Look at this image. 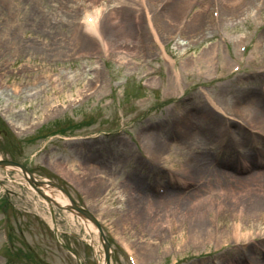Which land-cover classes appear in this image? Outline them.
I'll list each match as a JSON object with an SVG mask.
<instances>
[{
  "label": "rangeland",
  "instance_id": "rangeland-1",
  "mask_svg": "<svg viewBox=\"0 0 264 264\" xmlns=\"http://www.w3.org/2000/svg\"><path fill=\"white\" fill-rule=\"evenodd\" d=\"M167 3L169 6L162 11L164 14L172 11L174 5L182 6L173 17L170 29L159 34L160 46L169 54L173 65L161 58L160 46L155 43L146 23L139 21L142 18L139 11H136L139 20L135 21H139L136 24L145 33L144 40L137 36L132 42L120 25L112 26L111 13L116 12V0H0V118L8 120L19 138L12 139L8 133L3 136L0 122V158L24 162L36 176L62 185L74 201L80 202L83 197L115 239L132 243L137 264H245L241 259L244 251L252 263L263 261L264 199L260 196L261 189L225 184L215 172L235 177L234 172L219 168L215 159L229 158L235 161L232 167L240 170L243 165L237 159L249 158V164L257 160V156H247L251 145L249 135L243 129L246 134L242 151L235 150L239 147L232 146L230 140L222 137L218 142L219 150L215 148L217 142L202 138L169 141L170 148L166 152L151 150L156 158L169 155L168 161L162 162L171 168L191 163V158L200 155L210 157L215 162L211 164L213 176L201 173L181 177L193 183L194 180L204 182H196L188 193L180 194L185 203L178 208L166 204L169 195L156 200L158 206L154 209L147 208V199L143 198L142 194L149 193L151 184L162 182V179L158 172L153 175L147 171L157 168L148 167L137 155L131 142L135 137L148 153L152 146L149 137L167 136L169 139L173 121L179 120L178 113H186L191 130L204 127V121L210 123L211 118L203 117L202 111L193 110L197 113L191 114L187 108L189 100L192 105L194 102L201 104L197 98L205 104L202 91L219 102L249 100V95L257 100L259 86L264 81L260 77L242 80L228 77L220 83L213 81L206 85L201 79L199 83L203 87L195 93L185 94L181 100L158 104L159 98H156L139 102L138 97L144 92L140 87L145 80L142 76L154 64L151 62L153 57L157 55L163 64L167 87L176 84L174 73L179 82L196 69L201 70L202 75H208L214 55L223 48V41L231 37L238 39L254 18V10L246 15V6L233 0H225L222 17L214 24L208 17L209 0H169ZM95 5L100 8L101 16L104 15L100 26L104 23V29L112 26L115 31L109 39L105 30L99 32L102 41L97 35L89 37V33L80 31L82 10L90 11ZM203 10L205 22L200 19ZM259 13L264 14V7ZM227 14L229 19H225ZM183 18L187 25L188 20L197 21V26L186 33L187 28H183L177 48H173L172 36ZM261 28L258 40L262 39L259 34L264 27ZM183 50L188 53L181 55ZM249 52H252L253 60L264 62V47L260 42ZM202 53L206 54V60H203L205 56L199 55ZM225 61L226 58H221V62ZM171 68L176 72H171ZM93 87L96 89L87 96L86 92ZM76 98L81 101L70 108L68 102ZM41 123L48 129L35 130ZM219 123L220 120L215 127L218 128ZM56 126L66 129V134L42 137ZM8 144L13 148H8ZM203 147L207 151H201ZM223 148H226L225 154L220 150ZM86 159L92 161L86 162ZM90 164L99 165L89 167ZM55 172L72 185L63 184L53 175ZM72 172L78 173L73 175ZM136 172H146L148 177L140 179ZM218 188L223 190L221 198L199 202L200 196ZM1 198L7 201L8 229L14 249L31 253L28 262L96 264L94 249L84 239L88 234L76 213L56 209L55 224L62 245L54 237L44 200L25 183L18 170L0 168ZM203 210L208 211L207 224L198 234L194 228L195 218ZM238 210H241L239 214ZM163 211L170 212L172 221L169 227L164 225L165 229L158 230L156 226L162 222ZM2 215L0 211V218ZM237 220L244 226L239 232L245 231V235L234 240L230 232L232 223ZM111 249L112 264H129L122 251L113 245ZM252 249L256 253H252ZM18 257L21 258V254L18 253ZM18 257L11 258L6 250L5 229L0 221V264H31ZM225 259L228 261L224 262Z\"/></svg>",
  "mask_w": 264,
  "mask_h": 264
},
{
  "label": "bare ground",
  "instance_id": "bare-ground-1",
  "mask_svg": "<svg viewBox=\"0 0 264 264\" xmlns=\"http://www.w3.org/2000/svg\"><path fill=\"white\" fill-rule=\"evenodd\" d=\"M135 0H116L117 5L114 7L115 11L114 13H111L113 16V20H112V26L115 25H120L121 26V30L122 32L129 36V38L132 39V42L136 41L137 36L140 37H144L145 33L144 31L140 28L139 25L136 24V22L139 23V16L137 15L136 11L138 10L137 5L133 2ZM221 2V8L222 6H225V0H219ZM237 0H233V2H236ZM244 4L246 6L245 8V14H247V12L249 10H251V8H255L256 11H258V9L261 8L262 6V2L260 0H243ZM229 4V3H228ZM97 6V5H95ZM175 8L170 11L168 14H164V13H160V15L158 16L157 19H155L154 16V23L158 26V28L160 29L161 35L165 34L166 30L170 29V26L172 25V21H173V17L175 16V14H177L178 12H180L182 6L181 4H177L174 5ZM173 6V7H174ZM106 12H108L107 8H104ZM248 10V11H247ZM111 11V9H110ZM119 12V13H117ZM65 15V14H64ZM205 14H204V10H203V14H201V21L205 22ZM103 17H101V19L98 21H95V23L98 25V31H97V35L98 33H103L105 30V34L108 36V39L111 38V36L113 35V33L115 31L112 30V26H110L109 29L108 27H104V23L102 24V26H100V22L102 20ZM130 18V19H129ZM135 20H139V21H135ZM188 25L187 23L185 24L184 28H187L185 33L188 30H195L196 26H197V21L194 22V20H188ZM96 24H91L87 30H85L86 32H89V37H92V34L95 35V25ZM149 25V24H148ZM150 27V25H149ZM151 28V27H150ZM109 29V31H108ZM103 30V32H102ZM151 30L153 31V29L151 28ZM85 32V33H86ZM109 34V35H108ZM117 34V33H116ZM201 56H205L203 60H206V54L202 53L199 54ZM242 97V95L240 96ZM261 97V96H260ZM194 106V105H193ZM225 107H227V109L233 113V115L242 118L244 120L247 121L248 124L255 126L256 128L258 127V130L261 131L262 133H264V99L259 98L255 100L254 98H252V95H249V100H242L241 101H226ZM197 107L200 109H202V107L200 105H197ZM191 108V107H190ZM192 109H190L191 111ZM194 110V109H193ZM197 110V109H196ZM203 110V109H202ZM198 111V110H197ZM204 112V111H203ZM178 119H180L182 122L180 121H176L175 125H179V127L177 129H173L169 132V139L167 138V136L165 138L163 137H154V136H150L149 139L152 143V146L150 148V152H152L151 150H160L161 152H166V149H169L170 147H168L169 141L175 140L177 142H180L182 139H190V138H202V139H207V140H216L217 138H219L222 134L220 131H215L214 128L212 129L213 124L215 123V121L218 120V117L215 115H211L209 117H211L212 120H210V123L208 124L207 122L204 124V127H199L196 128L195 130H191L190 127H188V120L186 121V113H178ZM195 114V112H194ZM209 114V112H208ZM204 116V115H203ZM205 117V116H204ZM254 123H257L258 126L254 125ZM238 133H239V137H238V141L241 144V148L243 150L244 146H245V142H244V136L245 133H243V131L241 129H238ZM260 133V132H259ZM196 141V140H194ZM258 141H259V154H258V164H261L264 162V137H260L258 136ZM153 153V152H152ZM253 158V155H250ZM164 160H168L169 155H167L166 157H163ZM226 162H224L225 164H228V166H234V161L230 160L229 158H225ZM201 160V159H200ZM200 160H196L195 163H193V165L191 166H182L181 168H179L178 170L181 171V173L185 174L188 173L189 175H196L198 176L201 173H206L207 175H211L213 176V172L212 167L208 166L207 164H201ZM242 161V163L244 162L241 159H237V161ZM142 162V161H141ZM102 163V162H101ZM98 166L99 164H90L89 167H93V166ZM144 166V165H142ZM142 166H139L140 168ZM136 169V168H135ZM18 170V169H16ZM215 171V170H214ZM221 180L225 181L228 185H234L235 187L237 186H248V187H254L258 186V189H261L262 193L260 194V196L262 197L261 199H264V170H258V171H254L252 172L250 175L247 176H242V177H234L232 175H225V173L223 172H217L215 171ZM73 175L77 174L78 172H72ZM136 175H139L140 179H145L147 178V174L145 173H139L136 172ZM215 177V176H214ZM180 177H176L175 175L169 173L168 175V179L170 181H179ZM217 178V177H216ZM123 186V184H121ZM58 188H46L45 192L50 195L51 198V202H57L59 204H67L68 203V199L63 196L59 190H57ZM52 191H55L54 193ZM119 194V193H117ZM167 195L165 197L168 196ZM180 194L183 193H171L169 195V197H167V201L166 204L167 205H172L174 208L175 207H180L181 205H183L185 203V199H181L179 197ZM143 198H146V206L147 208L150 209H154L158 206V204H156V197L153 196H146V194H142ZM178 196V197H177ZM160 198V197H159ZM213 199V198H211ZM160 200V199H159ZM262 203L264 204V200H262ZM197 208L195 209L192 217L195 215V213L197 212ZM139 212V211H138ZM241 212V210L237 211V214H239ZM71 216H73L72 214H70ZM141 215V214H139ZM79 220V223L81 224V226H83L84 228V232L88 234V237H84V239L87 242H90L93 245L94 251L95 253H100V251L102 250L101 247V239L99 236V230L97 229V227L95 226L94 223H92L90 220L88 219H82L81 217H77ZM175 217L173 216V219ZM206 218H208V211H201L195 218V224H194V228H196V232H203L205 225L207 224V220ZM162 220L161 223H159L158 226L156 227H160L163 223V219L160 218V221ZM172 220H170L168 223H170ZM174 223V222H173ZM175 224V223H174ZM169 225V224H168ZM167 225V226H168ZM173 224H171L170 226H172ZM176 225V224H175ZM154 226V224H153ZM169 227V226H168ZM244 227L242 225L241 220H237L236 222L232 223V228H231V237L234 240H237L238 237H242L243 235H245V231H241L239 232L240 228ZM262 234H264V232H261ZM130 243V242H129ZM131 244V243H130ZM101 249V250H100ZM252 253H255L256 251L254 249L251 250ZM100 256H98L99 258L98 263L99 264H105L104 259H103V253L99 254ZM228 260L225 259L224 262H227ZM109 264H112L111 261H109ZM256 264V263H255ZM257 264H264V260H258Z\"/></svg>",
  "mask_w": 264,
  "mask_h": 264
},
{
  "label": "water",
  "instance_id": "water-1",
  "mask_svg": "<svg viewBox=\"0 0 264 264\" xmlns=\"http://www.w3.org/2000/svg\"><path fill=\"white\" fill-rule=\"evenodd\" d=\"M5 164L17 165V166H19V167L22 169L23 172L26 171L25 168H24L22 165L18 164V163H15V162L10 161V160H0V166H4ZM27 179H28V181H29L30 183L33 184V180H32V179H29V178H27ZM35 183L40 184L39 182H35ZM50 184L55 185V184L52 183V182H50ZM46 198H47V197H46ZM74 207H76V206L74 205ZM76 208L78 209V207H76ZM79 210H80V209H79ZM105 250H106V258H107V249H106V246H105Z\"/></svg>",
  "mask_w": 264,
  "mask_h": 264
}]
</instances>
